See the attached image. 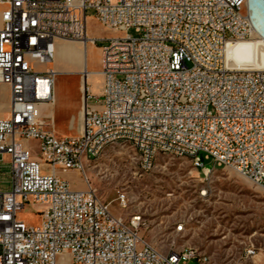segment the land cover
Segmentation results:
<instances>
[{"label":"built area","instance_id":"built-area-1","mask_svg":"<svg viewBox=\"0 0 264 264\" xmlns=\"http://www.w3.org/2000/svg\"><path fill=\"white\" fill-rule=\"evenodd\" d=\"M263 1L264 4V0ZM256 0H0V85L10 93L0 118V264H188L195 251L163 252L141 229L124 192L99 196L86 167L107 146L129 143L140 168L160 154L188 158L205 176L228 167L264 187V69L229 65L228 43L256 37ZM117 36H95L103 93L84 91L77 135L41 119L55 99L57 40L88 41V11ZM264 27V13L257 10ZM133 30L134 34L130 31ZM45 66V67H43ZM97 99L99 108L89 105ZM36 142L35 146L28 142ZM77 171L86 188L61 173ZM26 203L39 225L19 217ZM184 229V223L176 227ZM257 250L240 262L256 264Z\"/></svg>","mask_w":264,"mask_h":264},{"label":"rangeland","instance_id":"rangeland-1","mask_svg":"<svg viewBox=\"0 0 264 264\" xmlns=\"http://www.w3.org/2000/svg\"><path fill=\"white\" fill-rule=\"evenodd\" d=\"M2 10L0 6V26ZM88 14L89 34L107 36L112 33L93 17L92 10ZM130 33L134 34V31ZM256 39L261 38L256 35L247 40ZM67 41H74L77 46L84 42ZM98 45L92 46L101 58ZM74 55L73 62L56 61L51 67L80 85L83 67L76 62L81 56L78 52ZM95 69L94 65L89 66V70ZM102 83L103 77L99 74L94 79L89 76L86 85L91 94L99 97ZM1 95L4 99L0 98V103H9L7 93L0 90ZM89 105L99 108L97 99L90 100ZM79 126L77 118L72 125L74 133L79 132ZM28 143L36 145L34 141ZM86 172L92 187L104 199L109 201L115 199L119 192L126 193L129 206L122 210L118 202L113 201L111 210L115 214H141L145 219L142 235L161 251L190 247L195 251L196 259L188 264H235L242 260L246 248L254 246L257 250L255 263L264 264V187L237 170L214 167L205 176L188 158L160 154L155 167L144 171L140 168L134 147L118 142L107 146L100 157L87 165ZM66 175L74 188H86L77 171ZM0 186L7 188L8 184ZM36 209L37 206L26 203L19 217L27 224L37 226L42 213ZM183 223L184 229L177 231V225Z\"/></svg>","mask_w":264,"mask_h":264},{"label":"crops","instance_id":"crops-1","mask_svg":"<svg viewBox=\"0 0 264 264\" xmlns=\"http://www.w3.org/2000/svg\"><path fill=\"white\" fill-rule=\"evenodd\" d=\"M89 35L93 36L91 34ZM68 42L69 41L67 40H57L55 42L54 64L56 61L63 60L67 62V61H71V59L74 58L75 56L74 54L76 53H69L67 51L66 43ZM92 45H95V44H92ZM96 51L94 53L88 52L86 55L79 53V56H81V59H79V61H77L76 63H81L83 67V70L81 71L83 75V82L80 85L71 81L70 78L61 75L62 73L61 71L55 70L52 67L56 71V79H55V85H54L55 99L53 102L42 104L41 109H40L41 119L47 123L46 127L48 129H53L55 132H57L60 135H68V136L77 135L82 130L84 111H85V99H84L85 82L88 83L89 76H91V78L94 79L95 77H97V75L102 74L101 73V58L98 56V52L96 55ZM90 65H94L96 69L89 70ZM68 73H73V72L69 71ZM103 84H104V79L102 83V92L100 96L103 93ZM0 90L5 91L7 93V98L9 100V103L7 104L0 103V107L3 108V109H0V118H3L9 115L10 93L6 85L1 84ZM0 98L4 99V95H1ZM77 118H78V121H80L79 132L74 133L72 125H73V122L77 120ZM50 124H54V126L52 127L48 126ZM61 175L63 178L69 180L66 174L61 173Z\"/></svg>","mask_w":264,"mask_h":264},{"label":"bare ground","instance_id":"bare-ground-1","mask_svg":"<svg viewBox=\"0 0 264 264\" xmlns=\"http://www.w3.org/2000/svg\"><path fill=\"white\" fill-rule=\"evenodd\" d=\"M257 10H261L264 13L263 1L256 0L255 5L250 8V13L253 17V21L255 24L256 35L259 36L261 39L235 40V41H231L230 43H228L227 48H226V60H227L229 65L238 64V65L245 66L246 68L256 67L255 69H264V27L262 26V24L258 20L257 13H256ZM104 27H106V26H104ZM109 30L112 32L111 33L112 35L110 34L107 36L119 35V33L117 31H115L111 28H109ZM104 36H106V35H104ZM87 38H88V42L87 43L83 42L82 46H77L76 43H74V41H69L68 43H66L67 51L69 53L78 52V53L85 54V55L88 52L94 53L95 50H94V47L92 46V44H94L93 39L95 38V36H90L89 32H88ZM75 41H81L82 42V40H75ZM54 60H55V58H54ZM101 68H102V56H101ZM55 73H56V71H55ZM86 84H87V82H85V87H84L85 91L87 90ZM89 90H90V88H89ZM85 113H86V101H85L84 114ZM83 121H84V119H83ZM213 168L214 167H211V170ZM69 172L70 171L65 172L64 174H67Z\"/></svg>","mask_w":264,"mask_h":264},{"label":"water","instance_id":"water-1","mask_svg":"<svg viewBox=\"0 0 264 264\" xmlns=\"http://www.w3.org/2000/svg\"><path fill=\"white\" fill-rule=\"evenodd\" d=\"M85 43H87L88 41L87 40H84Z\"/></svg>","mask_w":264,"mask_h":264}]
</instances>
